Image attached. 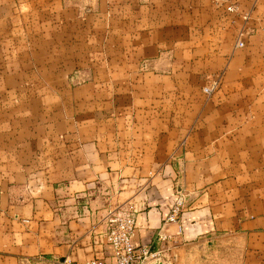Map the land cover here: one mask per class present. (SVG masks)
Here are the masks:
<instances>
[{"label":"crops","instance_id":"crops-1","mask_svg":"<svg viewBox=\"0 0 264 264\" xmlns=\"http://www.w3.org/2000/svg\"><path fill=\"white\" fill-rule=\"evenodd\" d=\"M117 207L161 264H264V0H0V264L106 258Z\"/></svg>","mask_w":264,"mask_h":264},{"label":"built area","instance_id":"built-area-1","mask_svg":"<svg viewBox=\"0 0 264 264\" xmlns=\"http://www.w3.org/2000/svg\"><path fill=\"white\" fill-rule=\"evenodd\" d=\"M229 11H238L235 5L227 6ZM244 21L250 18V14H241ZM244 30V29H243ZM241 30L237 36L236 45L242 47L244 31ZM217 87V81H212L202 88L206 97H210ZM183 196L178 193L170 209V213L164 220L165 223H176L181 214ZM135 231V215L131 208L117 207L109 211L105 216V242L109 248L108 257H93L87 264H157L163 259V251L152 249L149 244H136L133 242ZM166 236L158 235V240H164Z\"/></svg>","mask_w":264,"mask_h":264},{"label":"rangeland","instance_id":"rangeland-1","mask_svg":"<svg viewBox=\"0 0 264 264\" xmlns=\"http://www.w3.org/2000/svg\"><path fill=\"white\" fill-rule=\"evenodd\" d=\"M160 250H161V249H160ZM162 251H163V253H162V254H163V256H162V257H163V259H164V258H165V255H166V251H165V250H163V249H162Z\"/></svg>","mask_w":264,"mask_h":264},{"label":"water","instance_id":"water-1","mask_svg":"<svg viewBox=\"0 0 264 264\" xmlns=\"http://www.w3.org/2000/svg\"><path fill=\"white\" fill-rule=\"evenodd\" d=\"M157 264H161V263H157Z\"/></svg>","mask_w":264,"mask_h":264}]
</instances>
